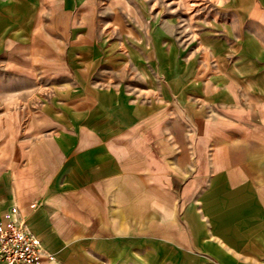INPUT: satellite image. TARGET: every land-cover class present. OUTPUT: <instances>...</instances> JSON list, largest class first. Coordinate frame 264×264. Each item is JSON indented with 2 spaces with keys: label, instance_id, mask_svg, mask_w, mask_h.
<instances>
[{
  "label": "crops",
  "instance_id": "crops-1",
  "mask_svg": "<svg viewBox=\"0 0 264 264\" xmlns=\"http://www.w3.org/2000/svg\"><path fill=\"white\" fill-rule=\"evenodd\" d=\"M68 38V74L0 126V221L18 208L41 264H264V0H222V63L182 93L140 49Z\"/></svg>",
  "mask_w": 264,
  "mask_h": 264
},
{
  "label": "rangeland",
  "instance_id": "rangeland-1",
  "mask_svg": "<svg viewBox=\"0 0 264 264\" xmlns=\"http://www.w3.org/2000/svg\"><path fill=\"white\" fill-rule=\"evenodd\" d=\"M70 32L99 46H133L150 60L156 57L158 73L182 93L191 66L198 71L222 63L216 43L222 40V0H74L69 8L62 0H0L4 139L14 122L26 126L57 78L68 74L60 52Z\"/></svg>",
  "mask_w": 264,
  "mask_h": 264
},
{
  "label": "built area",
  "instance_id": "built-area-1",
  "mask_svg": "<svg viewBox=\"0 0 264 264\" xmlns=\"http://www.w3.org/2000/svg\"><path fill=\"white\" fill-rule=\"evenodd\" d=\"M12 217L0 221V264H41L51 261L53 255L43 250L40 240L18 215V208L10 210Z\"/></svg>",
  "mask_w": 264,
  "mask_h": 264
}]
</instances>
